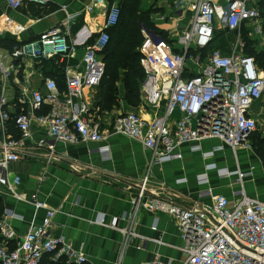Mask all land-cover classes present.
I'll use <instances>...</instances> for the list:
<instances>
[{"label":"built area","instance_id":"1","mask_svg":"<svg viewBox=\"0 0 264 264\" xmlns=\"http://www.w3.org/2000/svg\"><path fill=\"white\" fill-rule=\"evenodd\" d=\"M4 1L13 11L29 4L44 8L49 3ZM100 5L106 7L104 30L91 43L81 45L83 54L78 67L65 65L62 90L54 78H45L39 88H34L26 74L20 73L28 62L55 60L64 64L76 48V38H70L72 15L0 56V186L15 202L30 204L36 211L45 210L41 224H31L21 238L5 220L11 214L4 212L0 221V264H40L48 255L52 260L63 257L67 264L86 262L81 252L49 235L55 211L47 209L36 194L20 191L19 178L9 176L11 164L26 158V142L32 139L34 128L40 129L43 136L32 145L46 151L47 164L55 159L57 144H97L114 135L138 142L149 152L148 167L132 200V211L121 218L128 221L127 229L122 231L127 240L141 210L162 212L174 221L182 242L172 247L180 259L163 261L157 256L149 264H264V200L247 196L241 187L231 193V199L213 195L210 190L200 193L209 202L199 209L147 195L150 168L180 160L178 149L182 145L192 144V151H201V142L218 141L211 152L202 153L203 158L224 148L252 150L251 137L258 124L249 110L264 98V72L256 68L253 58L242 53V43L227 54L213 52L203 63L191 52L208 48L216 31L239 32L242 26L255 23L263 32L264 14L259 0H175L178 10L190 14L187 26L180 32L179 51L141 27V104L152 110L153 116L144 120L128 111L113 116L109 123L96 118L85 95L86 90L94 92L102 81L105 64L101 54L109 42L106 30L116 26L121 16L119 4L105 0H92L84 13H92ZM0 26V33L13 36L24 30L9 19L0 21ZM7 90H13L12 96L7 95ZM174 112L179 113L178 119H173ZM95 152L108 157L107 148ZM217 172L224 177L235 175L237 183L243 184L245 174L225 169ZM205 177L198 176V183L205 184ZM119 221L114 218L109 227L118 230ZM96 222L104 225L101 215ZM153 243L162 245L157 239Z\"/></svg>","mask_w":264,"mask_h":264},{"label":"crops","instance_id":"2","mask_svg":"<svg viewBox=\"0 0 264 264\" xmlns=\"http://www.w3.org/2000/svg\"><path fill=\"white\" fill-rule=\"evenodd\" d=\"M91 2L49 0L44 8L29 4L19 11H13L4 0H0V21L9 19L24 28L17 36L7 32L3 34L18 43L26 42L60 25L67 16L72 15L74 19L70 38H76L75 51L63 65L55 62V66L63 72L64 79L65 65L75 68L81 64V45L90 43L104 30L106 7L100 5L92 13H84L85 7ZM259 7L264 14V0H259ZM140 10L148 13L152 26L148 31L160 36L162 32L169 34L171 28H175L173 31L180 29L181 32L190 18L186 10H178L175 0H141ZM78 25L79 29L74 30ZM257 28V24L250 23L240 30L246 31L255 50H264V31ZM257 45L261 48L256 49ZM174 47L179 51V45ZM6 51L0 49V56H4ZM40 64L25 63L20 73L21 76L26 74L34 88H39L45 78H50L47 76L49 72L43 70ZM260 71L264 72V69ZM96 90L85 91L92 106ZM6 93L12 96L13 90H7ZM118 103V108L99 116L100 121L109 123L113 116L128 112L131 108L123 101ZM132 109L144 120L153 116L152 110L142 104ZM249 113L258 124L257 132L251 137L252 144L255 137L264 139V98L254 102ZM178 118L179 113L174 112L173 119ZM42 136L41 130L34 128L32 139L26 142V158L11 164L9 176L19 178L20 191L36 194L47 209L55 211L49 229L51 237L60 238L72 249L81 252L86 258L85 264H149L157 256L163 261L181 258L172 249L182 244L179 232L174 221L165 213L141 210L134 218L132 234L128 235L127 240L122 231L127 229L128 221H122L121 218L131 213L132 200L149 163V152L140 143L114 135L97 144H57L55 159L47 164L46 151L35 149L32 145L33 141ZM200 145L201 151H192V144L182 145L178 149L182 156L180 160L153 165L149 171L148 197L171 200L180 206L199 209L201 204L209 202V198L200 196L202 192L210 190L213 195L222 194L231 199V193L242 188L247 196L264 200V196L257 190L264 186V166L253 147L251 151L224 148L214 151L212 157L203 158L202 153L211 152L219 142L203 141ZM99 148H107L108 157L95 152ZM212 165L215 167L208 170ZM222 169L245 174L243 184L237 183L235 175L220 176L217 170ZM201 175H206L205 184L198 183V176ZM41 176L44 178L41 179ZM0 197L4 212L7 210L11 214L5 220L19 238L28 231L31 224L40 225L45 217V210L36 211L30 204L15 202L1 186ZM98 215H101L104 225L96 222ZM114 218L120 220L117 223L118 230L109 227ZM153 227L156 229L153 230ZM156 239L162 245L153 243Z\"/></svg>","mask_w":264,"mask_h":264},{"label":"trees","instance_id":"3","mask_svg":"<svg viewBox=\"0 0 264 264\" xmlns=\"http://www.w3.org/2000/svg\"><path fill=\"white\" fill-rule=\"evenodd\" d=\"M114 1L119 4L121 16L116 26L106 30L109 35V42L101 54L105 64V71L102 81L96 90L92 106L96 112V118L118 108L119 101H123L126 106L131 108H137L142 103L141 84L144 80V73L139 64L140 54L138 49L143 42L140 27L143 26L150 30L152 26L149 23L148 13H143L140 10L141 0H108L110 4ZM79 27L80 25L75 26L74 30L79 29ZM215 34L217 38L212 39L209 47L213 45L214 49L227 53V46L229 42L235 39V33L233 35L227 34L228 36H223L224 34L219 32H215ZM245 34L247 35L246 31H239L243 44L242 53L253 58L258 70L264 69V50H255L253 42ZM161 38L166 40L162 36ZM18 45L20 43L15 40L0 37V49L11 51ZM204 50L197 51V53L204 52ZM175 51L177 50L175 49ZM191 53L195 54L194 51ZM40 65L43 70L49 72L47 76L54 78L62 90L63 72L59 69L60 67L57 68L55 66V60L42 62ZM252 147L264 166V139L255 137ZM3 213L4 206L0 197V221ZM40 264H67V262L63 257L58 260H52L51 256L48 255L41 260Z\"/></svg>","mask_w":264,"mask_h":264},{"label":"rangeland","instance_id":"4","mask_svg":"<svg viewBox=\"0 0 264 264\" xmlns=\"http://www.w3.org/2000/svg\"><path fill=\"white\" fill-rule=\"evenodd\" d=\"M175 28H171L169 31H170V33L168 34V33H161V36L162 37H164L165 39H166V41L169 43V44H172L173 46L175 45V46H178V43H179V36H180V29H176L175 31H173ZM0 30H1V26H0ZM172 30V31H171ZM216 32H219V33H223L224 35L223 36H228L227 34H229V35H233L234 33H235V35H236V37H235V39L232 41V42H229V44H228V46H227V53H229V52H231V51H233V49L235 48V47H237L236 46V44L237 43H242V40L240 39V36H239V32H224V31H216ZM151 34H156V35H159V34H157V33H153V32H150ZM246 35V34H245ZM161 36L159 35V37L161 38ZM247 36V38L249 39V40H251L250 39V37L248 36V35H246ZM0 37H2V38H8V37H5V35L4 34H2V35H0ZM213 38H217L216 37V34H215V37H213ZM213 46V45H212ZM212 46H210V47H208V49L207 50H204V52L202 51L201 53H197V51H195V54H193V56L195 55L196 57H199V59H200V62L201 63H203L204 61H205V59L209 56V55H211L213 52H220V53H222V51L221 50H219V49H214ZM259 48H261L260 47V45H257L256 46V49H259ZM239 49V48H238ZM239 50H237V52H238ZM227 53H222V54H227ZM6 62V61H5ZM128 111L129 112H134L133 111V109L132 108H129L128 109ZM260 162H261V164H263V162H262V160H260ZM258 190V192H260L261 193V196H264L263 194H264V186H261L259 189H257ZM250 191V190H249Z\"/></svg>","mask_w":264,"mask_h":264},{"label":"water","instance_id":"5","mask_svg":"<svg viewBox=\"0 0 264 264\" xmlns=\"http://www.w3.org/2000/svg\"><path fill=\"white\" fill-rule=\"evenodd\" d=\"M70 165V164H69Z\"/></svg>","mask_w":264,"mask_h":264}]
</instances>
